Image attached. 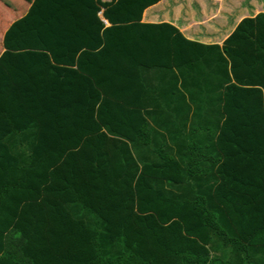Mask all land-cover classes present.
Wrapping results in <instances>:
<instances>
[{
    "label": "trees",
    "instance_id": "obj_1",
    "mask_svg": "<svg viewBox=\"0 0 264 264\" xmlns=\"http://www.w3.org/2000/svg\"><path fill=\"white\" fill-rule=\"evenodd\" d=\"M162 1L34 0L5 31L0 264H264V14L206 47L142 24Z\"/></svg>",
    "mask_w": 264,
    "mask_h": 264
},
{
    "label": "crops",
    "instance_id": "obj_2",
    "mask_svg": "<svg viewBox=\"0 0 264 264\" xmlns=\"http://www.w3.org/2000/svg\"><path fill=\"white\" fill-rule=\"evenodd\" d=\"M101 1L110 3L112 0ZM33 2L34 0H0V55L4 52L2 38L5 31L27 14ZM259 14H264V0H163L144 13L142 24L170 25L187 41L206 47L223 48L241 21L253 19ZM100 18L107 27H110L103 13L100 14ZM177 42L181 46V42ZM182 72L184 70L180 69L154 70L151 72L152 76L148 74L146 101L149 103H153L151 102L153 99L157 101L159 90L174 89L177 76L180 78ZM182 85L179 83V89H182ZM201 133L203 132L200 131L198 135Z\"/></svg>",
    "mask_w": 264,
    "mask_h": 264
},
{
    "label": "rangeland",
    "instance_id": "obj_3",
    "mask_svg": "<svg viewBox=\"0 0 264 264\" xmlns=\"http://www.w3.org/2000/svg\"><path fill=\"white\" fill-rule=\"evenodd\" d=\"M257 1H258V0H257ZM244 6H246V5H244ZM181 91H182L183 93H185V92H186V91H185V89H182Z\"/></svg>",
    "mask_w": 264,
    "mask_h": 264
}]
</instances>
